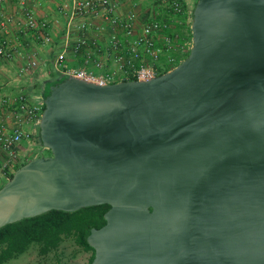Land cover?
<instances>
[{"label": "water", "instance_id": "95a60500", "mask_svg": "<svg viewBox=\"0 0 264 264\" xmlns=\"http://www.w3.org/2000/svg\"><path fill=\"white\" fill-rule=\"evenodd\" d=\"M190 18L164 73L50 86L49 154L0 186V227L105 204L89 264H264V0H195Z\"/></svg>", "mask_w": 264, "mask_h": 264}, {"label": "built area", "instance_id": "2783aa9c", "mask_svg": "<svg viewBox=\"0 0 264 264\" xmlns=\"http://www.w3.org/2000/svg\"><path fill=\"white\" fill-rule=\"evenodd\" d=\"M40 1L0 0V32H8L11 26L21 37L28 36L46 44L51 42L49 23L37 17L34 9L27 5ZM69 2L58 52L52 62L61 76L96 84L147 80L158 75L155 67L174 64L171 56H166L164 64L157 63V58L162 51L170 49L166 32L185 14L186 0ZM123 3L128 4L125 10L121 8ZM69 53H81L83 64L90 63L94 70L61 65ZM13 56L11 48L0 40V58L7 60ZM30 63L34 61L27 64ZM41 105L29 104L22 92L9 98L0 89V182L8 179L15 162L25 157L26 151L38 156L43 147L37 135Z\"/></svg>", "mask_w": 264, "mask_h": 264}, {"label": "rangeland", "instance_id": "374dc122", "mask_svg": "<svg viewBox=\"0 0 264 264\" xmlns=\"http://www.w3.org/2000/svg\"><path fill=\"white\" fill-rule=\"evenodd\" d=\"M186 1L185 14L181 16L177 22L171 24L168 32H166V35L170 38V49L162 51L157 58V63L161 64H164L163 60L166 59V56L173 57L175 62L171 66L161 65L159 67H155L157 73L163 70H170L182 59H184L188 53L191 44L190 13L195 0ZM27 5L32 6L31 4ZM69 6V0H51L48 2H40L39 4L35 3V7L39 10V14L46 15L41 17L46 19L49 23L51 42L48 44L43 43L40 40H33L28 36L21 37L14 32L11 26H9L7 33L8 41L6 43H8L9 46L11 44L10 48L12 53H15V56L0 62V78H33L32 81H27V90H24L30 94L27 97V102L29 104H43L42 102L36 103V101H39L38 99L41 98L36 96L40 89V85L45 80H52L61 76L59 72L54 70L52 62L54 56L58 52L57 48L62 34L63 22L65 20L64 15ZM17 52L20 54H16ZM145 60L147 59L145 58ZM32 61H34V64H27ZM62 64L67 68L83 67L94 70L90 63L83 64L81 53L67 54L61 65ZM19 86L22 87L23 83ZM23 87L25 88V86ZM31 94H34L35 97H32ZM20 149H22V147ZM22 150H20L21 153H23ZM47 154H49V151L43 147L37 153L38 156ZM31 155L32 154L26 151L25 157H20L17 162H15V168L13 171L18 167V165L20 166L25 162L27 156ZM5 181H3L2 184H4ZM90 255L91 252L89 250H83L80 246L75 244L72 236H67L62 238L55 249L50 250L44 255H38L37 246L35 244H31L23 253L4 261L1 264H52L56 262L86 264Z\"/></svg>", "mask_w": 264, "mask_h": 264}, {"label": "trees", "instance_id": "16d2710c", "mask_svg": "<svg viewBox=\"0 0 264 264\" xmlns=\"http://www.w3.org/2000/svg\"><path fill=\"white\" fill-rule=\"evenodd\" d=\"M160 71L158 74L164 73ZM65 77L59 76L42 82V97L49 93L51 85L57 84ZM43 104L41 105V110ZM19 166V165H18ZM107 205H94L79 208L72 212L48 210L39 215L24 218L0 227V264L8 259L23 253L31 244L37 246V254L44 255L55 249L63 237L72 236L75 244L83 250H89L92 258V249L87 245L85 237L90 228H97L103 224V213ZM75 264V263H52Z\"/></svg>", "mask_w": 264, "mask_h": 264}, {"label": "crops", "instance_id": "0c3cea01", "mask_svg": "<svg viewBox=\"0 0 264 264\" xmlns=\"http://www.w3.org/2000/svg\"><path fill=\"white\" fill-rule=\"evenodd\" d=\"M48 1H51V0H41L40 2H48ZM39 3H37V4H39ZM31 5H32L31 7L34 9V12H35V14H36L37 17L43 18L41 16H46V15H43V14H39V10L37 9V7H35V3H31ZM121 8L125 10L126 8H128V4L127 3H123ZM7 33L8 32H6V33L0 32V40H2L4 42H7L8 41V39H7ZM6 44L8 45V43H6ZM10 46H11V44H10ZM0 59H1L0 62H3V61L6 60V59H2V58H0ZM32 80H33V78H23V79H21V78H0V89L4 93H6L9 98L14 97L15 95H17L18 92H22V93H24L28 97L30 94L28 92L24 91V90H27V86H28L27 81H32ZM21 83H23V86H25V88L23 86L22 87L19 86V85H21ZM21 90H23V91H21ZM31 95H32V97H35L34 94H31ZM36 96L41 97L40 99H38L39 101H36V103H41L42 100H43V97H42V87H40V89L37 92V95ZM42 156H45V155H42ZM34 157H39V156H33V155L27 156L26 161H28V160H30V159H32ZM3 181L4 180H2L0 182V185L2 184Z\"/></svg>", "mask_w": 264, "mask_h": 264}]
</instances>
